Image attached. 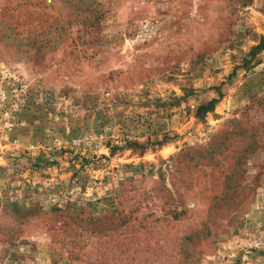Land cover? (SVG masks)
Masks as SVG:
<instances>
[{
	"label": "rangeland",
	"instance_id": "1",
	"mask_svg": "<svg viewBox=\"0 0 264 264\" xmlns=\"http://www.w3.org/2000/svg\"><path fill=\"white\" fill-rule=\"evenodd\" d=\"M263 40L264 0H0V264H264Z\"/></svg>",
	"mask_w": 264,
	"mask_h": 264
},
{
	"label": "built area",
	"instance_id": "2",
	"mask_svg": "<svg viewBox=\"0 0 264 264\" xmlns=\"http://www.w3.org/2000/svg\"><path fill=\"white\" fill-rule=\"evenodd\" d=\"M26 85L17 84L15 89L0 87V131H10L16 127L23 107ZM256 243L255 248L259 247Z\"/></svg>",
	"mask_w": 264,
	"mask_h": 264
},
{
	"label": "trees",
	"instance_id": "3",
	"mask_svg": "<svg viewBox=\"0 0 264 264\" xmlns=\"http://www.w3.org/2000/svg\"><path fill=\"white\" fill-rule=\"evenodd\" d=\"M263 42H264V40H263ZM213 103H214V101L212 100V101H210L206 106H200V107L198 108V110H199V111L206 110V109H207L208 107H210Z\"/></svg>",
	"mask_w": 264,
	"mask_h": 264
}]
</instances>
